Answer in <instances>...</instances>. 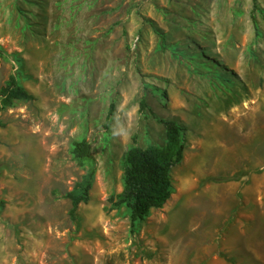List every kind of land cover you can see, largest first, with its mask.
<instances>
[{
  "label": "rangeland",
  "instance_id": "obj_1",
  "mask_svg": "<svg viewBox=\"0 0 264 264\" xmlns=\"http://www.w3.org/2000/svg\"><path fill=\"white\" fill-rule=\"evenodd\" d=\"M10 75L35 101L0 110V264H264V0H0ZM150 112L181 125L183 159L132 226L107 199L130 148L166 144ZM82 140L97 171L71 221Z\"/></svg>",
  "mask_w": 264,
  "mask_h": 264
},
{
  "label": "trees",
  "instance_id": "obj_2",
  "mask_svg": "<svg viewBox=\"0 0 264 264\" xmlns=\"http://www.w3.org/2000/svg\"><path fill=\"white\" fill-rule=\"evenodd\" d=\"M7 81L0 87V110L10 109L20 102L35 101L33 94L21 86L14 75L7 77ZM146 105L143 101L139 105V113H143ZM113 105L108 109L105 126L112 116ZM152 118L164 127L166 144L163 148L148 147L142 149L132 147L123 155V189L118 195H111L107 199V211L125 207L129 211L130 223L144 221L152 210L160 209L172 194L171 171L183 159L184 145L181 141L183 128L175 120L159 119L153 112ZM69 154L76 166L83 171L72 190L63 198L70 202L71 208L67 213L71 221L76 220V212L80 205L90 200L97 163L91 154L90 145L82 140L73 142ZM5 203L0 200V210Z\"/></svg>",
  "mask_w": 264,
  "mask_h": 264
},
{
  "label": "bare ground",
  "instance_id": "obj_3",
  "mask_svg": "<svg viewBox=\"0 0 264 264\" xmlns=\"http://www.w3.org/2000/svg\"><path fill=\"white\" fill-rule=\"evenodd\" d=\"M36 63V62H35ZM258 123H259V121H255V120H253L252 122L251 121H249V125H247V123L246 124H244V122H243V124H244V126L245 127H247V129L249 130V133H252L253 131H255V128H256V125H258ZM200 156V155H199ZM202 162H201V160L199 159V157L198 156H195V158H194V160H192V161H185L184 162V164H183V166H182V168L180 169L181 170V173L183 174V178H185V177H187V176H192L191 174H193V177H197V176H199V174L201 173V171H202V166H203V164H201ZM186 181V180H185ZM185 181H183L185 184H186V182ZM181 183H182V181H181ZM183 184H181V186H182ZM186 186V185H185ZM189 187V186H188ZM180 189H181V187H180ZM185 189V188H184ZM193 189H195V188H193ZM186 190H187V188H186ZM183 191V190H182ZM181 191V192H182ZM189 192V191H188ZM191 192V191H190ZM184 195V194H183ZM193 195V194H192ZM199 196H200V194H199ZM173 197V196H172ZM186 198V197H185ZM185 198H183V199H185ZM199 199V198H198ZM192 200V199H191ZM169 201H171V200H168L167 202H166V204H169ZM175 201V200H174ZM190 201V200H189ZM192 201H194V200H192ZM188 202V201H187ZM191 204H193V203H191ZM168 206V205H167ZM183 206V205H182ZM185 206V205H184ZM193 207H195V206H193ZM165 208H166V206H165ZM176 208V207H175ZM181 208V207H180ZM179 208V209H180ZM178 209V208H177ZM177 209H175L174 211L173 210H171V212H173L171 215H170V217H174L175 216V212H176V210ZM183 210V209H182ZM177 211H179V210H177ZM170 212V213H171ZM178 214H180L179 212H178ZM177 214V215H178ZM177 217V216H176ZM174 219V218H173ZM169 221H170V218H169ZM173 221V220H172Z\"/></svg>",
  "mask_w": 264,
  "mask_h": 264
}]
</instances>
